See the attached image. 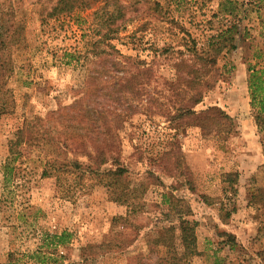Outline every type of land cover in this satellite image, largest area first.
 <instances>
[{
  "label": "rangeland",
  "instance_id": "1",
  "mask_svg": "<svg viewBox=\"0 0 264 264\" xmlns=\"http://www.w3.org/2000/svg\"><path fill=\"white\" fill-rule=\"evenodd\" d=\"M56 1L0 0L24 23L26 37L11 50L7 110L0 114V264L10 252L21 264H35L20 253L34 250L43 230L72 233L58 247L64 264H264V122L258 119L264 113L262 98L254 108L248 88L249 66L264 68V0H119L134 17L110 43L121 60L137 57L152 68L143 74L127 64L118 71L129 81L123 91L107 93H127L124 104L90 93L106 77L96 66L99 78H89L94 11L106 1L111 9L112 0L50 15ZM227 28L235 47L224 33L220 50L207 51ZM181 60L189 63L177 65ZM178 67L185 77L205 73L186 92ZM197 88L202 100L188 102ZM149 97L154 102L145 104ZM80 98L106 114L121 113L123 121L114 119L116 131L104 129L108 143L81 142L68 157L83 168L99 159H106L101 168L125 167L122 181L109 188L79 169L54 174L48 162L54 147L35 141L23 146L7 182L3 165L15 132L26 120L59 130L52 112ZM180 101L196 112L186 124L177 115ZM181 226L196 234L195 246L184 244Z\"/></svg>",
  "mask_w": 264,
  "mask_h": 264
},
{
  "label": "trees",
  "instance_id": "2",
  "mask_svg": "<svg viewBox=\"0 0 264 264\" xmlns=\"http://www.w3.org/2000/svg\"><path fill=\"white\" fill-rule=\"evenodd\" d=\"M92 1L95 2L98 0H57L51 6L50 15L71 13L79 9H85L92 6ZM108 4L109 2L106 1L104 5L99 6L94 11L95 21L97 24L95 28L97 38L91 43V52L94 58L87 59L91 62L89 78H97V76L99 78L98 71H100L101 76H106L103 79L105 84L102 83L99 85V87L93 85V87L90 89V93L93 94L92 91H96L95 94L97 95L100 91L101 95H108L105 97H109L112 100H117V102L124 104L129 98L127 93L126 96L125 94L120 93L117 96L110 95V92L112 91H123V87L127 85L129 81L128 77H123V75L120 76L118 71L125 70L124 67H127V64H129L131 69L133 68V70H138L143 74L146 72L150 73L148 71H151L152 68L150 67L149 62L138 59L137 57L122 55L124 59L121 60L119 58L117 54H120V52L118 49H116L115 45L110 43V40L115 38L119 31L125 27L126 22L131 20L134 16H128L131 8L130 5L125 2L112 0L111 9L108 7ZM154 4L156 6L159 5L158 1H154ZM11 10L0 7V114L7 110L5 101L3 99V94L5 93L3 90L5 89L4 84L6 83V79L13 70L11 50L22 47L26 42L24 23L20 20H14L10 15V13L12 14ZM230 28H227L225 31H223V33H220V35H218L219 40L214 42L207 51H214L215 49L217 51L220 50L218 46L222 44L221 38L224 33L227 34L224 40L230 41V48L235 47L231 37H229L231 31ZM168 48L169 47H166V50H168ZM208 59L212 65L216 63L213 53ZM183 62L187 64L189 63V61L187 62L186 60H181L177 65L181 66V63ZM96 66H101V68L98 69L96 75H94L97 70ZM106 68L110 69L108 70ZM248 69V83L251 95V104L255 108L257 98L259 100L262 98L260 103V111L264 113V68L257 69L255 66L250 65ZM112 71H114V77H116V79L112 76ZM177 71V74L179 75L178 82L182 81V79H184L186 82V92L188 89L195 88L196 83H200L198 78L201 76V74L205 73L194 71V75H192V77H185L180 67H178ZM101 82L103 81L101 80ZM106 83H111V89L107 88ZM116 84L118 87L115 89ZM172 84L174 85L175 83ZM107 91L110 92L107 93ZM203 96L202 90L197 88V91L190 96L188 102L197 103L202 100ZM151 101L152 97H149V99L145 101V104L151 103ZM180 103L182 104L176 108L177 115L182 114V121H184V124H186L187 120L189 122L190 118L196 115V112L193 108L186 105L187 102L180 101ZM86 104L87 101H84V98H80L75 100L70 106H64L62 108L60 107L58 110L53 111V118H56L57 116L60 118L61 126L59 130H53L51 128L42 129L43 125L40 123L26 120L24 125L15 132L13 138L9 141V154L3 165V173L6 181L8 182V180H11L14 163L22 155L21 151L23 146H29L35 141L39 143L43 141L42 146L45 147L47 144L50 147H54L56 156L48 160V162L51 164V168L55 170L54 174L59 171H74V169H79L81 173L87 172L88 174L98 177L99 182L104 183V185L108 186L109 188L114 186L116 183L121 182L123 176L127 172L125 167L116 166L115 168H101V163H103L106 159H99L98 165L93 167L91 165H87V168H83L82 164L76 158L72 159L68 157V154L66 153L70 146L72 147L73 145L75 146L85 141H90L94 147H98L106 142L108 143L107 138L103 136V134H105L104 129L108 130L109 132L112 130L116 131V129L118 130L119 128L116 127L114 119H118V121H116L117 124H122L123 117L121 113L117 111L110 112L106 110L108 111L106 114V112L102 110H96L95 106ZM66 109L68 110L66 111ZM62 110L70 113L67 115H65V113L61 115L60 112ZM124 110L127 111L128 109L124 107ZM55 113L57 115H55ZM260 118L262 122H264L263 118L260 116V114H258V119ZM83 128H85L88 133L84 134L81 131ZM262 130H264V127ZM34 133H37V135ZM47 151L50 154H53L50 150L47 149ZM97 153L98 156H103L100 152ZM82 168L83 170H81ZM49 169L50 168L45 167L43 169V174H50L51 170L49 171ZM123 196H127V193H123ZM113 198L114 200H119L122 202L126 200H121V197L117 196H114ZM167 198L168 197L166 196V200ZM172 227L174 228L173 225H170L168 230ZM71 237L72 233L68 230H63L61 233H51L47 230H43L40 232L41 241L39 245L34 250H26L21 252L20 257H27V259L34 258L35 264H64V262L61 260V258H64V255L59 253L58 247L68 245ZM181 239L184 244H191V246H195L196 244V234L194 232H190L187 226H181ZM13 253L14 252H10L8 260L5 264H21L17 260H13Z\"/></svg>",
  "mask_w": 264,
  "mask_h": 264
},
{
  "label": "crops",
  "instance_id": "3",
  "mask_svg": "<svg viewBox=\"0 0 264 264\" xmlns=\"http://www.w3.org/2000/svg\"><path fill=\"white\" fill-rule=\"evenodd\" d=\"M248 88H249V84H248Z\"/></svg>",
  "mask_w": 264,
  "mask_h": 264
}]
</instances>
